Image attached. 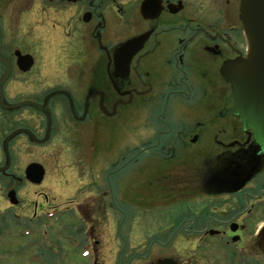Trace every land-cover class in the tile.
I'll return each mask as SVG.
<instances>
[{
  "label": "flooded vegetation",
  "instance_id": "flooded-vegetation-1",
  "mask_svg": "<svg viewBox=\"0 0 264 264\" xmlns=\"http://www.w3.org/2000/svg\"><path fill=\"white\" fill-rule=\"evenodd\" d=\"M241 1L153 0V17L146 18L144 0H0V53L12 64L6 77L0 62L1 168L13 167L12 143L24 138L32 153L47 155L30 162L43 166L42 182L25 177L28 185L44 188L50 161L61 175L74 169L87 131L95 153L111 135L114 118L125 125L136 113L141 138L126 164H152L160 192L185 201V208L170 210L171 261L264 264V146L235 111L234 88L225 76L251 52ZM139 36L136 47L123 49ZM19 54L31 56L26 71ZM17 79L31 92L11 96L7 87ZM0 176L20 181L9 170ZM214 178L219 180L208 190ZM69 182L64 177L59 183L73 192L58 210L60 219L86 218L87 203L73 197L79 189ZM10 190L18 197L16 188ZM10 190L7 197L17 207ZM38 194L48 198L42 189ZM46 205L34 202L27 225L45 221L39 213ZM80 223L63 225L56 247L42 240L23 249L34 246L33 261L59 264L85 248V260L102 264L94 248L99 241L90 244Z\"/></svg>",
  "mask_w": 264,
  "mask_h": 264
},
{
  "label": "rangeland",
  "instance_id": "rangeland-1",
  "mask_svg": "<svg viewBox=\"0 0 264 264\" xmlns=\"http://www.w3.org/2000/svg\"><path fill=\"white\" fill-rule=\"evenodd\" d=\"M31 90L22 79H17V82L14 81L7 87V91L13 97L25 96ZM138 119L136 113L130 114L123 125L120 120L114 118L111 121L113 123L111 135L100 142L102 147L95 153L87 144L89 140L87 131L82 137L86 144L80 149L75 168L62 169L61 175L56 170L54 162L50 161L51 170H47L44 188L28 185L24 172L33 159L42 161L47 158L46 154L32 153L28 142L24 138H18L12 143L13 167L2 169L5 153H2L0 148V171L9 170L20 180L12 182L0 176V190L3 194L0 209L10 212L7 216L0 215L5 217L0 224V264H47L31 259L35 252L34 246L29 251L23 248L41 240L49 247H56L60 232H63L62 226H76L78 221H81V235L87 230L86 235L90 244L99 241L97 247H92L97 251L102 264H153L170 257L174 250L171 246L172 233L168 228L171 221L170 210L175 204L177 207L185 208V201L172 202L171 194L160 192L152 164L144 169L137 163L126 164L137 154V151H131V148L135 147L141 138L137 132ZM4 136L0 131L1 147ZM64 177L70 179L69 183L75 191L79 189L73 197L77 198V201L87 203L82 206L86 218L75 216L72 221L68 220L70 217L67 219L65 216L63 220L60 219L58 210L64 207L63 203L66 200L72 198L73 193L67 186L59 185ZM75 180L77 181L74 182ZM93 180H96V185L89 187L88 184L94 182ZM11 188L17 190L19 199L17 207H12L7 197V192ZM40 189L48 194V198L39 197ZM105 191H109L107 196L103 195ZM37 200L47 204L43 209L44 213L39 215L48 219L28 223L31 226L30 233L23 231L21 227H27L26 220L33 215L34 202ZM13 211L17 212V216H14ZM93 224L96 230L92 228ZM44 230L48 233H44ZM214 247L216 246L213 245L207 254L212 252ZM85 250L89 249L82 248L80 251L86 254ZM198 254L197 252L196 256ZM84 257L74 253L69 260L62 259L59 264H90Z\"/></svg>",
  "mask_w": 264,
  "mask_h": 264
},
{
  "label": "water",
  "instance_id": "water-1",
  "mask_svg": "<svg viewBox=\"0 0 264 264\" xmlns=\"http://www.w3.org/2000/svg\"><path fill=\"white\" fill-rule=\"evenodd\" d=\"M152 1L144 0L143 2L142 13L146 18L153 17L151 15ZM241 19L251 52L248 58L238 65L235 72L226 73L225 76L234 88L235 111L240 115V119L253 130L257 142L264 146V0H242ZM142 39L141 36L133 38L123 46V49L136 47ZM30 57L19 54L18 63L22 70L26 71L32 66ZM0 62L6 67L5 76L7 77L12 64L1 53ZM44 172L42 165L32 163L26 168V177L32 182L39 183L44 177ZM213 180L208 182V190L219 179ZM9 197L11 202L18 203L15 190L9 192ZM262 242L264 246V236ZM155 264L175 263L170 258H164Z\"/></svg>",
  "mask_w": 264,
  "mask_h": 264
}]
</instances>
